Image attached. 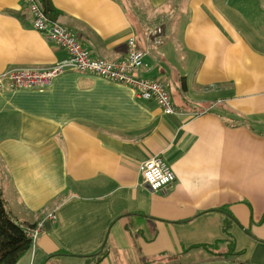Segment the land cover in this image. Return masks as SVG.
Wrapping results in <instances>:
<instances>
[{
  "label": "crops",
  "instance_id": "0c3cea01",
  "mask_svg": "<svg viewBox=\"0 0 264 264\" xmlns=\"http://www.w3.org/2000/svg\"><path fill=\"white\" fill-rule=\"evenodd\" d=\"M141 2L51 0L94 57L125 58L135 36V75L161 79L175 113L89 72L0 81V186L20 223H45L16 264H264V0ZM66 57L25 0H0V75ZM157 155L176 174L164 192L141 173Z\"/></svg>",
  "mask_w": 264,
  "mask_h": 264
},
{
  "label": "built area",
  "instance_id": "2783aa9c",
  "mask_svg": "<svg viewBox=\"0 0 264 264\" xmlns=\"http://www.w3.org/2000/svg\"><path fill=\"white\" fill-rule=\"evenodd\" d=\"M28 11L33 19V27L41 32L48 41L66 49L68 57L46 68L17 67L0 75L1 82H8L15 88H46L53 80L69 70H77L100 75L112 81L129 85L134 88L138 97L155 100L164 113L173 114L177 111L171 93L159 78L136 76L135 72L144 64L145 52L137 46L135 36L128 40V55L120 60H107L94 57L89 49L77 38L75 33L52 18L37 0H25ZM155 41L162 43L163 38L155 29ZM143 180L153 191H166L176 180V174L161 156L151 157L141 165ZM49 218L57 219L55 213ZM45 226L40 221L33 226L26 225L25 231L33 244L37 241Z\"/></svg>",
  "mask_w": 264,
  "mask_h": 264
},
{
  "label": "trees",
  "instance_id": "16d2710c",
  "mask_svg": "<svg viewBox=\"0 0 264 264\" xmlns=\"http://www.w3.org/2000/svg\"><path fill=\"white\" fill-rule=\"evenodd\" d=\"M45 11L53 18L54 9L51 0H37ZM29 224L20 223L10 212L7 207V202L4 198L3 190L0 186V264H16L19 258L30 249L33 245L32 240L28 237L25 226ZM32 224L30 226H33ZM229 241L231 248L230 252L236 253L234 242ZM215 245H205L215 253L216 257L225 256L224 254L215 252ZM105 252L96 253L95 262H99L104 256Z\"/></svg>",
  "mask_w": 264,
  "mask_h": 264
},
{
  "label": "rangeland",
  "instance_id": "374dc122",
  "mask_svg": "<svg viewBox=\"0 0 264 264\" xmlns=\"http://www.w3.org/2000/svg\"><path fill=\"white\" fill-rule=\"evenodd\" d=\"M139 3H141V4H142L141 0H139Z\"/></svg>",
  "mask_w": 264,
  "mask_h": 264
}]
</instances>
